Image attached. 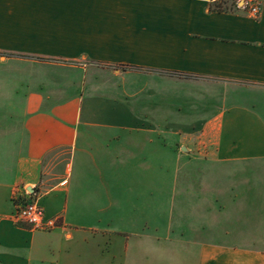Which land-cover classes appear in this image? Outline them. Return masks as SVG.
Wrapping results in <instances>:
<instances>
[{
  "label": "crops",
  "instance_id": "crops-1",
  "mask_svg": "<svg viewBox=\"0 0 264 264\" xmlns=\"http://www.w3.org/2000/svg\"><path fill=\"white\" fill-rule=\"evenodd\" d=\"M213 1L0 0V264H157L154 252L129 248L139 220L124 219L151 191H133L137 203L108 196L95 165L109 152L143 162L154 142L125 138L123 122L90 120L105 112L93 91L109 88L96 67L226 84L203 126L204 168L181 183L193 218L178 228L167 219V229L192 259L182 264H264V0L257 18ZM23 188L40 193L53 229L12 218Z\"/></svg>",
  "mask_w": 264,
  "mask_h": 264
},
{
  "label": "rangeland",
  "instance_id": "rangeland-1",
  "mask_svg": "<svg viewBox=\"0 0 264 264\" xmlns=\"http://www.w3.org/2000/svg\"><path fill=\"white\" fill-rule=\"evenodd\" d=\"M238 4L240 6L241 2ZM132 70L116 78L105 74L103 68L92 70L94 79L109 88L93 91V104L100 103L105 112L90 113L88 117L92 121L123 122L130 127L124 131L125 138L139 137L154 143L143 145L147 153L141 156L146 161L141 157L142 162L136 156L116 162L109 152L106 163L104 158H97L95 165H101L107 174L105 180L108 196H120L121 193L129 202H139L133 204L134 209L130 207L124 210L125 220H139L137 229L140 241L129 242V248L135 245L145 253L154 252L158 256L157 264H182V260L189 262L192 259L185 257L187 251L181 250L185 243L180 242L178 231L169 236L167 219L172 218L178 228L183 216L193 218L190 211H182L181 183L194 179H187V173L204 168L205 163L201 158L206 151L202 141L203 126L212 116L210 107L222 103L217 98H222L226 84L206 79L176 78L148 70ZM225 106L228 108V100ZM147 129H152L150 133L153 134L148 136ZM109 144L110 147L112 143ZM96 148L95 144L91 145L94 156L97 154ZM91 171L95 174L94 165ZM147 188L151 194L142 193L136 202L134 192ZM192 200L194 197H189L188 202ZM170 201L173 202L172 208L169 206ZM187 204L184 203L185 206ZM130 213L134 216L128 218L126 215ZM128 236L131 238L129 233L124 234L125 242ZM144 236L150 237V240ZM170 247L172 256L167 251Z\"/></svg>",
  "mask_w": 264,
  "mask_h": 264
},
{
  "label": "built area",
  "instance_id": "built-area-1",
  "mask_svg": "<svg viewBox=\"0 0 264 264\" xmlns=\"http://www.w3.org/2000/svg\"><path fill=\"white\" fill-rule=\"evenodd\" d=\"M236 7L242 8L252 18H257L262 0H235ZM239 1L243 2L238 6ZM40 193L23 188L19 195L13 197L15 210L12 218L33 230L49 231L57 225L56 218H46L43 206L39 202Z\"/></svg>",
  "mask_w": 264,
  "mask_h": 264
},
{
  "label": "trees",
  "instance_id": "trees-1",
  "mask_svg": "<svg viewBox=\"0 0 264 264\" xmlns=\"http://www.w3.org/2000/svg\"><path fill=\"white\" fill-rule=\"evenodd\" d=\"M210 8L216 11H232L237 7L235 0H215L211 3Z\"/></svg>",
  "mask_w": 264,
  "mask_h": 264
},
{
  "label": "water",
  "instance_id": "water-1",
  "mask_svg": "<svg viewBox=\"0 0 264 264\" xmlns=\"http://www.w3.org/2000/svg\"><path fill=\"white\" fill-rule=\"evenodd\" d=\"M240 2H241V5H240V6H242V5H243V2H242V1H240ZM238 6H239V4H238ZM240 6H239V7H240ZM182 150H184V148H182Z\"/></svg>",
  "mask_w": 264,
  "mask_h": 264
}]
</instances>
